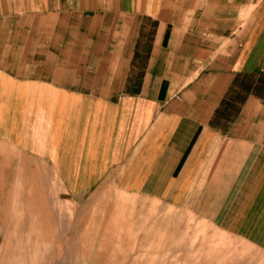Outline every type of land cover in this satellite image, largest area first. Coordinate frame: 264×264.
I'll use <instances>...</instances> for the list:
<instances>
[{
	"label": "crops",
	"instance_id": "0c3cea01",
	"mask_svg": "<svg viewBox=\"0 0 264 264\" xmlns=\"http://www.w3.org/2000/svg\"><path fill=\"white\" fill-rule=\"evenodd\" d=\"M205 158L215 220L264 237V0H0V264L95 205L64 187Z\"/></svg>",
	"mask_w": 264,
	"mask_h": 264
},
{
	"label": "rangeland",
	"instance_id": "374dc122",
	"mask_svg": "<svg viewBox=\"0 0 264 264\" xmlns=\"http://www.w3.org/2000/svg\"><path fill=\"white\" fill-rule=\"evenodd\" d=\"M156 160L160 168L171 161ZM185 160L165 188L155 183L118 187L124 182L91 190L64 187V199H91L95 205L79 207V215L71 212L74 207L63 206L61 228L43 231L40 237L16 238L12 255L41 260L38 264H261L263 232L248 235L237 219L233 228L215 220L210 171L214 159H201L202 165L193 159L182 172ZM207 203L212 204L209 211ZM9 240L4 252L11 248Z\"/></svg>",
	"mask_w": 264,
	"mask_h": 264
}]
</instances>
